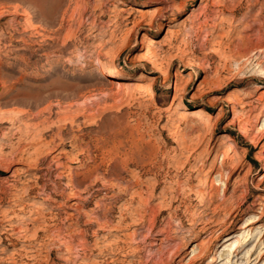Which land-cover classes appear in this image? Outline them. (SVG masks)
Listing matches in <instances>:
<instances>
[{"label":"rangeland","instance_id":"374dc122","mask_svg":"<svg viewBox=\"0 0 264 264\" xmlns=\"http://www.w3.org/2000/svg\"><path fill=\"white\" fill-rule=\"evenodd\" d=\"M262 82L264 0H0V264H264Z\"/></svg>","mask_w":264,"mask_h":264},{"label":"bare ground","instance_id":"6f19581e","mask_svg":"<svg viewBox=\"0 0 264 264\" xmlns=\"http://www.w3.org/2000/svg\"><path fill=\"white\" fill-rule=\"evenodd\" d=\"M216 0H213V2H215ZM210 10V9H209ZM139 13H141V15H140V18H136V20L135 21H138L139 22V20L140 19H144L145 18V10H143V9H139ZM161 14V10H159V9H155V10H153V13H152V16L153 17H157V16H159ZM228 17L229 16H227V14H219V15H217L216 17H215V19L218 21V22H224V21H226L227 19H228ZM216 21V22H217ZM137 22V23H138ZM137 23H136V25H137ZM113 26V25H112ZM126 30V29H125ZM128 31V30H127ZM128 35V34H127ZM127 37V36H126ZM151 57V56H150ZM150 60V63H152L153 64V66H154V69H155V71L156 72H160V73H162V66H161V64H159L156 60H154V59H152V58H150L149 59ZM188 64H190V63H188ZM186 66V65H185ZM96 69H100L101 71H102V73H103V75H106V76H111V75H117V70L116 69H111V68H109L107 65H105V63H103V62H100V64L96 67ZM144 75V74H143ZM262 88H264V82H262V83H260L259 84V87H258V89H262ZM137 89V88H136ZM141 92H142V94L144 95V97L146 96L147 97V99L149 100V99H152L155 95H156V88L153 86V85H151V83L149 84H145V85H142L141 86ZM139 91V90H138ZM263 96H264V92H262L261 94H259V99H263ZM247 97H248V94H247ZM146 99V98H145ZM146 99V100H147ZM236 99H237V96L236 95H234V94H231L230 96H229V98L227 99V102H228V104L229 105H231L232 106V110H233V112H234V114H237L238 113V111H237V106L235 105V103H236ZM241 100V99H240ZM146 103V102H145ZM241 103H242V106H241V109L242 110H245L248 106H250L251 105V102H249V101H241ZM212 105V104H211ZM187 107V105L185 104V102H183V103H181L180 104V106L178 107V108H174L173 110H172V112H171V115L169 116V118L170 119H172L175 115H177V114H181V119L183 120L181 123H184V121H186L187 120V116L185 115V114H182L181 113V110L182 109H185ZM262 111L264 112V106L262 107ZM195 113H196V115H197V118H198V120H200V121H203V120H205V118L207 117V110L205 109V108H203V107H199V108H197V110L195 111ZM245 113V112H244ZM262 115V114H261ZM244 119V118H243ZM239 120L238 119V121H240V132L245 136V137H249V135H250V132H251V128L250 127H248V125L245 123V124H243L244 122L243 121H245V120ZM242 121V122H241ZM196 123V120H191L190 121V123L188 124V126H190V127H194V124ZM234 121L231 123V125H234ZM187 128V127H186ZM263 130H264V124H263ZM211 131V130H210ZM251 137V136H250ZM6 139H8L6 136H3L2 137V141H4V140H6ZM189 139V138H188ZM254 137L252 136V138H250V142H252L253 143V145L254 146H257L258 144H259V142L261 141V139H259L258 141H254ZM179 140L180 141H185L186 140V137L185 136H182L181 135V137H179ZM195 141V140H194ZM233 140L231 139V138H228V137H224V140L222 141V143H226V144H228V146L226 145L225 146V148H224V151H223V158H222V162H221V166H220V168L221 167H226L227 166V164H230L231 165V170H230V172H229V175H230V177H232L234 174H236V173H239V168H240V166L241 165H243V162H244V160H245V155H243L242 153H240L239 151H237V149L235 148V146H234V144H233V142H232ZM183 143V142H182ZM253 146V147H254ZM183 147H187L186 145L185 146H183ZM261 147H263V144L261 145ZM219 153H220V149H217V151L213 154V158H212V164H211V166H210V169H209V171H212L213 169H214V167H215V162H216V160L219 158ZM257 160L258 161H264V150H262L259 154H258V156H257ZM29 163H27V165H28ZM29 168L28 169H30L31 168V166H28ZM27 169V168H26ZM222 169V168H221ZM34 170V169H33ZM264 182V176H263V178L261 179V181H260V183L256 186L257 187V189H260V185L262 184ZM264 199V195H261V194H259L258 196H257V198L255 199V202L253 203V205L254 206H257V205H259L260 203H259V201L260 200H263ZM43 208V204L41 203V202H36L34 205H33V208H32V211H38V210H40V209H42ZM216 208V207H215ZM260 208V207H259ZM214 211V210H213ZM256 211H258V210H256ZM27 217H29V216H27ZM264 217V209L262 210L261 209V211H260V216H255V217H253V218H250V219H248L242 226H241V228L242 229H247V228H249L252 224H254V223H257V222H259V221H261V219ZM31 218V217H30ZM33 218V217H32ZM22 221H24V220H21L20 222H22ZM154 223V222H153ZM196 226V225H195ZM129 232H127V234H128ZM149 234V233H148ZM228 235H230V234H228ZM166 238V237H165ZM210 238H212L211 236H210ZM155 239H157V238H155ZM227 241H229V240H227ZM162 242V241H161ZM210 242H211V240H206L205 242H204V246L205 247H207L209 244H210ZM242 244V243H241ZM238 248H236V249H234L232 252H231V254H230V256L229 257H231V259H228L227 260V264H229V263H232L233 262V260H234V258L235 257H238L239 256V253H238ZM119 253V252H118ZM260 254V253H259ZM199 255H201V254H199ZM261 255H264V251L261 253ZM121 256V255H120ZM249 258V257H248ZM197 256L196 257H193V256H189L188 258H187V260H186V262H185V264H195L196 263V261H197ZM219 259V257L218 256H214L213 255V257H212V260H218Z\"/></svg>","mask_w":264,"mask_h":264}]
</instances>
